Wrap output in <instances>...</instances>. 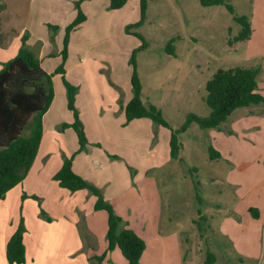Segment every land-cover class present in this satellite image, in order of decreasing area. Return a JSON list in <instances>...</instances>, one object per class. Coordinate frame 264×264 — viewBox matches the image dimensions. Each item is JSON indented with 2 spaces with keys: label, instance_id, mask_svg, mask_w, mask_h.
<instances>
[{
  "label": "rangeland",
  "instance_id": "1",
  "mask_svg": "<svg viewBox=\"0 0 264 264\" xmlns=\"http://www.w3.org/2000/svg\"><path fill=\"white\" fill-rule=\"evenodd\" d=\"M12 1L0 0L4 29L8 28L4 15L11 18L17 13ZM231 3L236 14L249 17L252 35L247 40L235 42L241 25L225 5L206 7L201 0H149L144 24L131 32L127 28L140 20L139 0H128L121 10L92 7L93 13L111 14L101 29L95 27L98 20L90 15V21L78 28L71 43L70 52L88 58L91 70H96L83 92L89 89L98 100L102 98L104 85L98 73L110 75L115 60L119 61L121 84L132 77L131 53L142 44L134 34L137 32L148 43L137 54L142 100L160 108L174 130L190 113L210 114L206 84L220 69L259 67L258 92L264 96V0ZM170 39H175V56L166 51ZM61 85L57 80L59 95ZM11 88L21 89L19 79ZM54 111L62 114L60 105ZM153 125L156 129L146 148L148 158L144 156L136 163L126 156L111 154L107 158L109 166L114 161L123 163L116 166L122 169L119 173L111 170L109 180H113L114 189L120 186L125 190L116 201L124 226L132 229L130 223L138 225L143 219L155 225L147 232V252L141 264H206L208 252L216 256L214 264H264V104L235 110L219 128L203 130L193 123L179 136L182 149L178 160L165 161L162 156L158 162L153 159L151 150L160 132L167 135V129ZM123 128L128 131L123 136L129 139L147 134L140 125ZM210 147L221 157L212 160ZM84 152L89 153L88 148ZM251 208L257 210L258 217Z\"/></svg>",
  "mask_w": 264,
  "mask_h": 264
},
{
  "label": "crops",
  "instance_id": "2",
  "mask_svg": "<svg viewBox=\"0 0 264 264\" xmlns=\"http://www.w3.org/2000/svg\"><path fill=\"white\" fill-rule=\"evenodd\" d=\"M78 1H12L14 7L16 6L17 13L14 12V16L11 18L4 15L8 28L4 29L0 22V69L18 54L23 46L22 38L27 35V47L33 52L35 51L41 59L42 68L48 74H53L62 63L61 51L65 28L77 16L75 4ZM89 1H85L81 5L87 20L78 28L90 21V15H92V20H98L95 22V27L105 28L104 24L111 11L107 14H99L93 13L91 8L102 5V7L111 10L110 2L108 0ZM50 26L59 27V29L53 31ZM77 30L71 34L65 70L67 79L71 75L72 77L75 75L74 80H68L79 88L76 107L84 123L89 142L87 147L89 153L80 152L75 156L73 169L101 191L103 190L105 199L111 202L118 212L116 201L120 195H125V190L120 186L116 189L113 188L114 183L113 180H109V173L112 169L115 173H119L122 169L116 168V166L123 163L114 161L109 166L107 158L111 154L115 157L126 156L134 163L143 160L144 156L148 158L149 150L146 148L153 139L155 127L150 119H138L127 123L124 106L132 96L131 78L126 80L124 85L121 84L117 70L120 65L117 60L113 61L111 73L106 75V78L98 73V79L104 85L102 98L98 100V97L90 94L89 89L88 92H83L88 87L85 85L90 84L87 80L92 78L91 75L95 74L96 70H91L88 58L86 59L82 55L78 56L72 50L70 52V46L76 39ZM59 79L62 82L60 95L59 92H56V83ZM109 81L113 86L109 85ZM53 83L55 98L44 115L43 139L35 162L23 182L11 189L4 199H0V264H9L7 244L18 229L22 218L25 226V264H128L118 248L110 251L105 259L99 262L97 257L102 256L108 248L107 213L95 211L96 197L89 190L73 193L61 188L59 183L54 180L64 159L76 153L80 145L74 130L61 128L64 123H73L74 121L73 113L68 108L67 91L62 74H56L53 77ZM79 85H82V89ZM57 105H60L62 114L54 111ZM139 125L140 130L147 131L145 136L142 134L140 137L143 140L135 138L136 135L132 139L123 136L125 132H128L124 130V126L139 127ZM156 131L160 132L159 129ZM161 132L156 146L151 150L153 159H156L157 162L161 156L165 161L171 160L169 148L171 131L167 129V135L163 132L161 134ZM96 145H100V147H94ZM124 171L126 170L124 169ZM127 187L128 184L125 185V188ZM120 190L123 191L120 192ZM25 195L26 198L23 199ZM147 211L149 210L147 209ZM147 223L148 221L143 219L142 223L138 225L130 223V227L148 245L147 232L153 230L155 225L151 223L147 225ZM154 245L156 244L150 245L151 254ZM146 252L147 248L141 262L146 256Z\"/></svg>",
  "mask_w": 264,
  "mask_h": 264
},
{
  "label": "trees",
  "instance_id": "3",
  "mask_svg": "<svg viewBox=\"0 0 264 264\" xmlns=\"http://www.w3.org/2000/svg\"><path fill=\"white\" fill-rule=\"evenodd\" d=\"M112 10H119L126 6L128 0H108ZM232 0H201L203 6L225 5L233 15L234 20L241 25V32L235 37V42L247 40L252 35L251 22L248 16L238 15L235 12ZM149 0H139L140 20L127 28L131 32L144 24L147 17ZM82 1L76 2L77 16L65 28L62 63L53 74H48L42 68V61L26 45L27 35L22 39L23 46L18 54L0 69V199L16 187L28 175L38 155L44 132L43 119L55 98L53 77L62 74L67 91L68 108L74 116L73 123H64L62 129L73 127L80 148L71 157L64 159L61 169L54 176V180L61 188L73 193L89 190L95 197V211H104L108 216L107 251L100 257L102 262L110 251L118 248L128 264H141V259L147 248L146 241L134 230L124 226L123 218L116 212L114 205L107 201L102 191L90 183L73 169V160L76 154L87 149L88 138L80 119V112L76 107V98L79 93L78 86L66 78L65 64L69 55L71 34L87 20L82 9ZM53 31L59 27L50 26ZM142 40L139 48L131 53L129 64L132 67L131 91L132 96L124 106L127 123L138 119H150L153 123L171 131L169 139L170 156L172 160L180 158L182 143L180 134L186 132L193 123L203 130L219 128L225 123L233 112L240 108L264 104V96L258 92L259 67H234L227 70H218L213 78L206 84V103L211 109L208 116H199L190 113L185 123L174 130L165 118L162 110L154 104L146 105L142 100L143 85L137 69V54L146 49L148 43L144 36L134 32ZM175 39H170L166 51L175 56ZM230 44L233 42L230 41ZM19 79L21 89L13 91L11 86L14 80ZM212 160L221 157L213 147L209 148ZM26 198V195L23 199ZM38 199L37 197H33ZM251 212L258 217L257 210ZM199 229L202 227L199 226ZM203 230V229H202ZM24 219L7 244V260L9 264H25L26 246L24 243ZM216 256L208 252L206 264H214Z\"/></svg>",
  "mask_w": 264,
  "mask_h": 264
}]
</instances>
